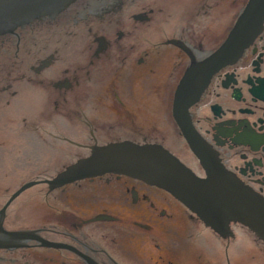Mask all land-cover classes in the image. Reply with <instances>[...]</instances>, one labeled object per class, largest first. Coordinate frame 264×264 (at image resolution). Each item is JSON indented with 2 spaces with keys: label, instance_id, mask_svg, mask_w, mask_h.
I'll use <instances>...</instances> for the list:
<instances>
[{
  "label": "flooded vegetation",
  "instance_id": "1",
  "mask_svg": "<svg viewBox=\"0 0 264 264\" xmlns=\"http://www.w3.org/2000/svg\"><path fill=\"white\" fill-rule=\"evenodd\" d=\"M248 1L77 0L1 36L0 126L11 125L24 90L38 113L12 124L29 136L32 154L26 168L0 174V211L25 184L110 143L159 145L204 178L173 120L174 95L186 71L222 46ZM188 113L220 167L264 200V23ZM236 228L253 235L231 223L222 238L166 192L127 177L38 184L5 209L0 264H230L226 242H236Z\"/></svg>",
  "mask_w": 264,
  "mask_h": 264
},
{
  "label": "water",
  "instance_id": "2",
  "mask_svg": "<svg viewBox=\"0 0 264 264\" xmlns=\"http://www.w3.org/2000/svg\"><path fill=\"white\" fill-rule=\"evenodd\" d=\"M77 0H0V37L45 18H53ZM264 23V0H249L222 46L205 61L193 65L181 79L173 100L172 116L205 177H197L159 145L132 142L91 148L90 155L50 180L30 182L14 193L0 211L22 192L45 184L50 190L106 175L127 177L160 189L184 206L222 238L231 236L229 225L248 229L264 245V200L227 173L193 132L189 109L222 68L233 65L252 44ZM26 237V236H22Z\"/></svg>",
  "mask_w": 264,
  "mask_h": 264
},
{
  "label": "rangeland",
  "instance_id": "3",
  "mask_svg": "<svg viewBox=\"0 0 264 264\" xmlns=\"http://www.w3.org/2000/svg\"><path fill=\"white\" fill-rule=\"evenodd\" d=\"M157 26V25H156ZM30 96L26 90L23 91L22 98L19 102H17L18 107L13 111V120L10 126H7L6 122H3L0 126V174L4 175V173L14 170V169H23L27 167L26 161L27 158L31 156L32 150L29 146L30 138L28 135H18L15 132L14 121L21 114H26L32 119H36V115L38 113V109L36 107V101H31ZM42 111V110H41ZM7 119V118H6ZM6 119H4L6 121ZM8 120V119H7ZM4 176L0 175V178ZM2 183V179H0ZM233 232L237 235L236 242L227 244L226 248V263L230 264H264V248L261 243H258L256 237L248 234V232L243 231V236L241 230L236 228ZM255 243L258 245V250H251L249 248L250 244L247 243ZM208 244V243H207ZM205 245V248L209 252H213L216 250L213 248V242L208 245ZM218 245L216 246V248Z\"/></svg>",
  "mask_w": 264,
  "mask_h": 264
}]
</instances>
